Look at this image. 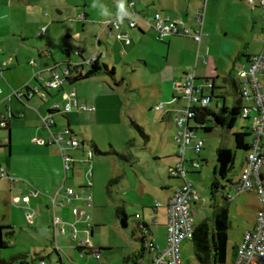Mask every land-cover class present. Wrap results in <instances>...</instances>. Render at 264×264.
Segmentation results:
<instances>
[{
    "label": "rangeland",
    "instance_id": "374dc122",
    "mask_svg": "<svg viewBox=\"0 0 264 264\" xmlns=\"http://www.w3.org/2000/svg\"><path fill=\"white\" fill-rule=\"evenodd\" d=\"M243 4L247 7V11L252 14L253 6L249 5L247 0H244ZM26 6L28 10L24 11L22 16L24 17L23 21H26V37L24 38L28 39L29 42L22 45L23 38L18 35L17 47L20 49L16 51V55L19 64L15 62V66L9 72L4 71L0 74V81L3 86L9 85L8 81L16 85L21 79H29L32 77V73H36L38 69L48 70L55 65L59 69H63L69 63L76 64L88 60L97 52L96 37H100L103 42L98 54L101 55L102 53L101 59L110 68L114 67L115 69V79L106 73H102L89 79L80 80L75 84V87H78L83 94L98 95L97 98L100 103V111L94 118V124L79 127L78 123L75 122L73 129L77 133L78 140L85 142L84 148L94 152L92 160L93 185L91 188L94 199L93 205L88 208L91 216L88 224L93 227V234L90 236L91 228L88 227L85 232H81V235L89 237V248L101 250L98 257L87 255L85 250V256L81 257L80 251L76 248V243L71 239L70 234L59 233L57 246L60 247L61 252L58 253L55 250L56 245L50 237L53 233V228L49 227L53 214L52 208L51 211H48L45 207L50 196L49 193L54 194V183H30L31 188L40 192V198L43 201L36 199L37 197H32V201L27 205L37 212L33 222L30 223L25 217L21 204L14 202L13 198L18 195H27L28 188L17 184L12 190L10 180L0 173V226L11 227L13 232L8 234L10 229L3 228V240L7 246H0V264H35L38 262L36 254L45 256L49 264H134L140 253L135 258L130 257L135 255L138 244L134 242L130 227L126 231L121 229V220L117 215V210L124 207L129 216L133 217L136 213L143 216L144 222L150 226L154 240L158 244L164 245L163 228L159 225L164 223L166 210L163 207L160 208L157 215L158 222H155V214L150 208L153 206L151 204L162 203L164 194L160 188L151 186L149 178L155 176L157 168L155 163H164L163 157L165 155L178 151L172 143L177 134V127L172 128L168 121L161 122V115L171 110L172 122L174 123L173 116L176 111L188 103V98L181 89L176 88L173 83H164L161 86V80L155 74L157 67L162 63L161 58L167 55V41L160 43L155 36L153 37L154 33L150 30L146 33L145 41L147 42L145 43L140 41L136 30H129L132 44L125 47L121 41L109 37L107 32L103 31L102 22L108 19L116 7L113 0H38L37 3ZM195 10L194 5L191 4L189 9V22L191 23ZM166 11L172 14L170 9ZM174 11L177 13L174 17L182 19L186 26L190 27L186 21L185 13L181 12L178 7H175ZM154 13L155 10L145 14L152 16ZM242 20L240 17L239 21ZM44 26L46 31L42 34L40 30ZM249 31L251 32L252 29L249 28ZM254 37L256 38L255 41L251 40L252 50L260 42L257 29ZM250 38L252 39V37ZM120 49H123L124 54H120ZM224 57L226 63L233 66L234 60L227 55ZM31 59L36 60L38 68L31 66ZM136 60H145L152 66L144 67L134 63ZM238 69L239 67H235V71L231 69V72L237 75ZM87 70L88 67L85 66L83 71L86 72ZM28 71H32V73L28 74ZM216 73L221 74L219 71ZM44 76L48 78L49 73L45 72L42 77H39L41 82ZM262 81L264 82V77ZM217 83H223L222 78L217 79ZM110 86L114 91L111 90ZM227 88V103L232 106L235 91L232 84L227 85ZM59 93L62 95L63 91ZM1 97L3 96L1 95ZM175 98L180 99L179 103L172 104ZM57 103L62 107L60 103L63 101L60 98ZM47 105L49 103H42L41 98L36 96L35 102L29 106L37 114L41 110L39 109L40 106ZM19 107L21 108V105ZM3 108L5 107L0 104V111ZM11 112L16 114L15 110ZM44 116L47 114L44 113ZM44 116H41L42 122L38 126L49 133V128L43 121ZM67 116L68 114L66 116L57 115L58 126L56 129L58 131L66 127ZM8 117L11 119L14 154L9 159V165L0 154V165L3 170L10 176L24 179L23 174L30 169L31 165H34V168L43 165L50 169L53 164L47 162L46 155H40L36 153V150H29L21 145L26 138V130L29 129L26 127L25 121L12 118L11 113L8 114ZM36 128L33 127L35 130ZM243 130L250 133L248 140L251 142V121L239 115L232 128L216 126L211 132L197 131V134L204 141L200 155L188 148L185 169L190 172L187 174V180L198 190L201 197L196 205H191L196 224L206 221L211 230L213 229L214 211L223 204L225 193L232 191L234 182L240 178L246 163L247 150L236 148L234 132ZM6 138V132L1 129L0 141L6 142ZM89 140L96 142L101 153L96 151ZM220 147L231 148L236 154L234 167L228 173L227 178H221L218 173V175L215 173L217 167L216 152ZM51 148L59 150L58 145H53ZM71 150H67V152L73 153L75 160L81 161V151ZM59 152L61 155L60 150ZM19 153L22 155L18 156ZM26 153L28 155H25ZM191 159L201 162L200 169L194 170L190 167ZM60 168L62 173L59 174V180L62 182L64 180L62 155ZM89 168V163L86 162L83 173L76 175L73 184L75 189H80L78 186H85ZM169 171H171L170 168ZM71 176L69 175V179ZM216 177L224 186L218 192L213 187V181ZM69 184L71 185L72 182L67 183L66 186ZM63 187L65 188V185ZM143 189L149 195L151 194L150 199L141 200ZM230 201L231 228L228 233V256L225 263L218 264H233L234 246L239 245L244 232L253 227L258 212L257 207L263 206L262 199L255 192L239 194L233 192ZM70 208H72L71 204H66L56 208L55 213L68 221ZM141 222H143L142 219ZM181 249L183 264H201L194 255L192 241L183 242ZM138 264L149 263L145 258Z\"/></svg>",
    "mask_w": 264,
    "mask_h": 264
},
{
    "label": "built area",
    "instance_id": "2783aa9c",
    "mask_svg": "<svg viewBox=\"0 0 264 264\" xmlns=\"http://www.w3.org/2000/svg\"><path fill=\"white\" fill-rule=\"evenodd\" d=\"M209 0H203V5L197 10V21L199 28L192 32L182 19L174 17L170 14L156 11L152 18H146L141 15L136 9V1L128 0L125 6L127 13L121 20L123 13L118 12L119 3H117V14L114 17L108 18L102 22L103 31H106L109 37H114L121 41L124 46L131 44L129 35L130 29L141 28L142 26H150L155 31L157 40H164L170 35H184L191 36L199 45L202 39V28L204 24L206 5ZM247 3L253 8H260L262 19V48L259 53L253 54L249 57L247 65L240 69L237 73L239 81L242 83L241 90L244 99V106L241 116L251 121L252 139L250 147L246 155V163L240 175V178L233 184L232 191L225 193V198L232 199L233 192L236 194L243 192H255L263 201V206L257 212L256 222L253 229L244 232L239 245L236 246L233 264H264V0H247ZM41 33L44 34L46 27L41 28ZM101 38L96 37L97 52L88 60H83L80 63L68 64L65 68L55 67L48 69L50 78L43 79L42 84L30 86L29 90L19 89L15 90L10 96L17 97L24 101L27 95H38L42 100L48 98L49 91L59 90L67 83V78L76 75V73L83 71L85 65L94 61L98 56ZM124 53V51H123ZM12 58L4 61V66L11 63ZM30 64L35 65V60H31ZM75 70V71H74ZM3 68L0 67V74ZM40 71L34 76L35 79L40 77ZM196 74L194 71L188 72L186 80L179 84L174 82V86L181 89L184 95L188 98V103L180 107L173 116L177 127V134L175 141L178 145V155L180 161L175 168H170L173 176L185 179L183 184L176 189L173 196L167 204L168 221H167V242L165 247H160L158 243L150 236L149 230L143 228L142 235L145 239L144 246L150 252L155 253L153 264H183L181 247L186 240H192L195 231V219L192 213V203L201 200L198 190L193 184L187 180V170L185 169L186 152L188 148L194 150L197 155H200L204 147L203 139L194 130V124L190 118L195 114V107L197 105H207L210 103L209 94L203 93V86L195 84ZM211 83H205V87L210 88ZM3 90L0 88V96ZM1 99V97H0ZM66 100L63 107L58 103H54L51 110L57 109L61 113L71 112L73 109L77 110H92L85 104L79 103L77 93L72 90L64 94ZM2 117H5L4 115ZM45 125L50 130L48 138L35 137L33 141L41 145H58L61 151L63 167L65 171V178L63 186L67 178V172L73 167L76 162L75 158L67 152L69 149L78 148L82 142L78 140L74 132L69 127L63 128L58 132L51 130L52 115L43 117ZM2 125H5L4 123ZM85 162L89 163V170L87 171V182L85 186L80 189H75L72 186H66L63 193L57 191L50 196V207L53 210L51 221V228H53L52 241L56 245L55 250L60 253L61 249L58 244V234H70L71 239L76 243V248L81 247L80 256H85V252L89 251L90 239L81 235V232L86 228H91L89 220L91 218L88 208L93 205V192L91 191L93 185V170L92 160L94 152L91 149H85ZM191 165L195 169H200L201 162L192 159ZM0 173L10 178L13 182L19 181L15 177H11L0 166ZM40 192L29 189L28 194L19 198H14V202L20 201L24 204V212L26 219L32 223L36 217V210L27 207L32 197L39 196ZM61 196V198H59ZM82 202V205H72L71 212L75 216V221H66L55 213L57 207H62L66 204H73V202ZM159 206V203L156 204ZM139 217V215H136ZM83 223L82 226H79ZM87 232V231H86ZM91 233V232H90ZM100 252L95 251L98 257ZM36 264H49L46 259L39 260Z\"/></svg>",
    "mask_w": 264,
    "mask_h": 264
},
{
    "label": "crops",
    "instance_id": "0c3cea01",
    "mask_svg": "<svg viewBox=\"0 0 264 264\" xmlns=\"http://www.w3.org/2000/svg\"><path fill=\"white\" fill-rule=\"evenodd\" d=\"M37 1L38 0H0V67L3 68V72L4 71L9 72L15 66V62L19 64V59L16 55L17 54L16 51H19L20 49V47H17V42L19 39L18 35H20L23 38L22 45L27 44L29 42L28 39L24 38L26 37L25 34L26 21L25 22L23 21L24 17L22 16V13L28 10V7L26 5L37 3ZM113 1L116 7L112 10L108 18L114 17L117 14V3H119V0H113ZM127 1L128 0H125V4L127 3ZM135 1H136L137 11L146 18H152L153 15L147 16V14L145 13H148L149 11L152 12L153 10H155V12L161 11L163 13L174 16L175 14H177L174 11V9L175 7H178V9L181 12L185 13L186 21L190 26L188 28L192 32L196 31L200 26L199 22L197 21V10L202 7L203 0L201 1L199 0H135ZM243 3L244 0H209L206 5L204 24L202 28V39L200 45L191 36H184V35H170L166 37L164 40L161 41L157 40L160 43H165V41H167L166 45L168 47L167 55L164 58H161L162 63L157 67V72L155 73L156 75L159 76L161 80L160 85L163 86L164 83L165 84L173 83L174 85L175 81L181 84L186 80L187 73L194 71L196 74L195 84L200 87L203 86L204 94L211 93V88H207L204 86L205 83L210 82L209 79L211 78H213V83L215 84V86L224 87L225 90H228L227 85L230 84L229 77L233 76L236 79H238L236 73L234 74V72H231V69L235 71L234 70L235 67H239L238 70L244 68L248 63L249 57L253 54L259 53L262 48V38H261L262 19L260 13L261 10L260 8L254 9L251 14L249 11H247V7ZM191 4L194 5L196 9L192 16L193 17L192 23L189 22L190 20L189 9ZM168 9L171 10L172 14L166 11ZM248 12L250 15L248 14ZM240 17L243 20L245 18V21L242 20L240 22L239 21ZM260 23L261 26H259ZM249 28L252 29L251 32L249 31ZM256 29L258 30L260 36L259 38L257 37L258 40H260V42L257 45V47L252 50L251 40L255 41L256 39L254 37ZM132 30L137 31L140 37V41H144V43L147 42L145 41L147 31L150 30L151 32L154 33L153 37L155 36V31L150 26H142L141 28L130 29V31ZM250 37H252V39ZM102 44L103 42L101 41L98 47L100 48ZM131 44H132V40H131ZM119 52L121 55L124 54L123 49H120ZM225 55L229 56L231 59L234 60L233 66H229L230 64L226 63L227 61L226 59H224ZM99 56H100L99 59L100 62L106 63L103 59H101L102 53ZM8 58H12L11 63L8 66H4V61ZM134 63L140 64L144 67H147L148 65L149 67L152 66L148 64L145 60H136ZM31 66L38 68V64L36 60H35V65L31 64ZM39 71L41 72L40 77L43 76V73L48 72L49 73L48 78H50V72L48 70L38 69L37 72ZM216 71L221 72V74L216 73ZM30 73H32V71L31 72L28 71V74ZM36 73L34 74L32 73V77H30L29 79L19 80L16 85L12 84L11 81L10 82L8 81L9 85L3 86V84L0 81V88H2L3 90L1 94L3 97L0 96L1 97L0 104L2 105V107H5L0 111V113H1V117L4 115L9 121L8 129L1 128L6 132L7 138H6V142L0 141V143L4 144V145L0 144V154L1 156H3L5 162L9 165V159L14 154V150H13L14 141H12V137H11V119L8 117V114L11 113L12 118H15L17 120L23 119V121H25L26 127L30 129V130L29 129L26 130L27 131L26 138L24 139V143L21 145L28 148L29 150H34V151L36 150V153H39L40 155H44V156L46 155L47 162L49 164H53V166L50 169H48L43 165L42 166L39 165L40 167L37 168H34V165H31L30 169L24 172L23 174L24 179L17 178L19 179V181L13 182L10 178L7 177L10 180L12 190L17 184L20 186L27 187L29 190L31 189L30 183H54V189H53L54 194L57 191L63 193L65 190V188L63 187V181L61 182L59 180V174L60 172L62 173V170L60 168V164H61V155L59 152L60 148L59 150H54L51 148V146H53L54 144L41 145L33 141L35 137L48 138L50 136V130L48 133V131L38 126V124L42 122L41 116H44V113L49 115L48 111L51 109L54 103H57L59 98L61 99V101H63V103H60L63 107V105L66 102V100L64 99V94L72 90H75L77 93V99L79 103L85 104L88 107H92L93 109L92 110L73 109L71 112L68 113H61L57 109H54V113H52V119L54 122L52 123L51 130L53 132H58V130L56 129L58 126L57 123L58 118H56L57 115L61 114L66 116L68 114L65 121V125L66 127H70L77 137V133L73 129V125H75V122L78 123L79 127H83V126L85 127L94 124L93 123L94 118L97 117V114H99L100 111L99 108L100 103L97 98L98 95L94 94L92 96L91 94H83L80 92L78 87H75L76 83L75 84L66 83L62 89L49 91V95L47 99L45 100L41 99L42 103H49V105L40 106L39 109L41 110H39L40 112L36 114L33 108L30 107L29 105L32 104V102H35V97L38 95H34L31 99L25 98L24 101L18 99L15 96L13 97L10 96L15 91L13 89L19 90L25 87L26 85L35 86L42 84L43 81L41 82L39 77L37 79L34 78ZM48 78L44 76L42 80ZM220 78H222L223 80V83L221 84L217 83V79ZM110 88L112 91H114V89H112L111 86ZM65 89H67L68 91ZM60 91H63L62 95L59 93ZM105 94H108V92H105ZM179 100L180 99L175 98L172 104L179 103ZM18 104L21 105V108L19 107ZM13 110L16 111L15 112L16 114L11 112ZM160 119L161 122L168 121L169 125L172 126V128L174 127L176 128L175 122L174 123L172 122L171 110L164 112L161 115ZM33 127L34 128L37 127L36 130L33 129ZM86 140L88 141V139ZM89 141L93 145L97 146L96 142H92L91 140ZM82 143L83 145H81L80 147L72 149V150L81 151L82 160L81 161L76 160L73 167L67 172V178L65 180V185L67 183L72 182V184L71 185L69 184V186H72L74 188L75 186L73 184L76 175L83 173V167L84 164L86 163L84 161L85 142L82 141ZM172 143L178 149V145L175 139L172 140ZM174 152L175 154L172 155V153ZM174 152H170L169 154L165 155V157H163V159L165 160L164 163L158 162L157 164L156 163L154 164L157 167L155 170V176L153 178H149L151 186L155 188H160L161 192L164 194L162 197V203L156 202L155 204H151L153 206L150 207L155 214V219H154L155 222H158L157 215L159 213L160 208L163 207L166 210V213L164 214V218H165L164 223L159 225L161 228H163V233L165 238L164 245L159 244L160 247H165L167 242V228H166L168 221L167 204L171 199V197L173 196L176 189L183 184L182 179L172 178L169 173L170 172L169 168L172 167L173 165H176L180 159L178 157V151H174ZM70 154L72 155L73 153ZM21 155L22 154L20 153L18 154V156ZM25 155L28 154L26 153ZM157 160L159 159L157 158ZM50 171H52V174H50ZM69 175H72L70 179H69ZM64 178H65V171H64ZM49 194L50 196L54 195L52 193ZM50 196L48 197V202H46L45 204V207L48 211H51ZM16 197L21 198L23 196L18 195V196H14L13 198ZM150 197L151 194L149 195V193L145 191V189H143L141 193V200H147L150 199ZM59 198H61V196ZM36 199H40V201H42L40 195L37 196ZM93 199H94V194H93ZM230 202H229V214H230ZM157 203H159L158 207L156 206ZM196 203L197 202H193L192 204L196 205ZM19 204H21L22 208L24 209V205L21 201L19 202ZM72 205H82V202L79 201L73 202V204H71V207ZM70 209L68 211V214L70 216L69 218L72 221H75L76 218L72 214ZM119 209H123L124 212L127 214V225L123 226L120 222L121 229L126 231L130 227L132 229L134 242L138 244L135 255L130 258L133 257L135 258L136 255L140 253L138 260L134 261V264H138L139 261L145 258H147L149 264H153L155 253L150 252L145 248L144 243L141 240L142 238L141 232L138 229L140 223L144 222V217L141 215L137 217L136 215L138 213H136L132 217L128 215L124 207L118 208V210ZM259 209L260 207H257V211ZM70 219L68 221H71ZM141 219L143 222H141ZM51 221H52V217L49 222L50 224L49 227H51ZM255 222L256 220L254 221L253 227L251 229L254 228ZM82 224L83 223H80L79 226H82ZM148 230L150 236L152 237L150 228ZM50 237L52 240V235Z\"/></svg>",
    "mask_w": 264,
    "mask_h": 264
},
{
    "label": "trees",
    "instance_id": "16d2710c",
    "mask_svg": "<svg viewBox=\"0 0 264 264\" xmlns=\"http://www.w3.org/2000/svg\"><path fill=\"white\" fill-rule=\"evenodd\" d=\"M253 8V9H257ZM100 56H98L94 61L85 65L88 67L86 72L81 71L76 73V75L67 78V83L75 84L80 80L89 79L94 76H97L102 73H106L114 78L115 69L110 68L107 63L100 62ZM55 67V66H54ZM57 68H59L57 66ZM75 71V70H74ZM230 84H232L234 88V99L232 106H229L227 103V94L228 90H225L224 87H217L213 83V78L209 79L211 85V93L209 94L210 103L207 105H197L195 107V114L190 118V121L194 124V130H203L205 132H211L216 126L232 128L236 122L237 116H241V112L244 106V99L242 95L241 85L242 83L239 79H236L233 76L229 77ZM212 80V81H211ZM30 86L26 85L22 89L29 90ZM34 95H27V99H31ZM49 115H52L54 111L51 109L48 111ZM5 124L2 126V124ZM1 128H9V121L6 117H0V129ZM70 128V127H69ZM71 129V128H70ZM72 130V129H71ZM73 132V130H72ZM248 131H238L234 132V140L237 149L247 150L250 147V142L248 140L249 136ZM83 145V143L81 144ZM97 152L101 153L96 145H94ZM217 167L215 170L216 175H220L221 178H227L228 173L232 170L235 164V152L231 148L228 147H220L217 149ZM179 157V155H178ZM180 158V157H179ZM180 161V159H179ZM187 161V160H186ZM190 160V165H191ZM176 166V165H175ZM175 166L170 168H175ZM192 169L195 168L190 166ZM190 172L187 170V174ZM172 178L182 179L183 182L185 179L173 176L171 172H169ZM218 173V174H217ZM213 187L218 192L220 188H223L222 184H220L219 179L216 177L213 181ZM229 202L230 199L224 197L223 204L219 206L213 214L214 226L213 229L209 227V224L206 221H202L195 225V231L193 239L191 240L194 245V254L198 261L201 264H218L225 263L227 261L228 256V245H229V230L231 228V222L229 218ZM118 217L121 220V224L123 226L127 225V214L123 209H119L117 211ZM3 228L10 229L11 227H2L0 226V246L6 247L7 244L3 240ZM143 228L149 229V226L143 222L140 223L138 229L143 234ZM8 231V234H12V230ZM93 234V227L91 226L90 236ZM141 240L143 243L145 239L142 235ZM78 250H83V248L77 247ZM101 249L95 250L89 248L87 255H95V251L100 252ZM236 252V246H234V254ZM38 261L41 259H45V256L41 254H36ZM37 263V262H36ZM35 263V264H36ZM29 264V263H26Z\"/></svg>",
    "mask_w": 264,
    "mask_h": 264
},
{
    "label": "clouds",
    "instance_id": "9594fccd",
    "mask_svg": "<svg viewBox=\"0 0 264 264\" xmlns=\"http://www.w3.org/2000/svg\"><path fill=\"white\" fill-rule=\"evenodd\" d=\"M119 13H123V15L120 17L122 20L125 15H130L127 13L126 8H125V0H119V8H118Z\"/></svg>",
    "mask_w": 264,
    "mask_h": 264
},
{
    "label": "water",
    "instance_id": "95a60500",
    "mask_svg": "<svg viewBox=\"0 0 264 264\" xmlns=\"http://www.w3.org/2000/svg\"><path fill=\"white\" fill-rule=\"evenodd\" d=\"M2 126H4V125H2Z\"/></svg>",
    "mask_w": 264,
    "mask_h": 264
}]
</instances>
